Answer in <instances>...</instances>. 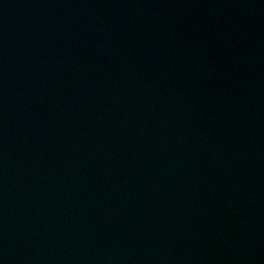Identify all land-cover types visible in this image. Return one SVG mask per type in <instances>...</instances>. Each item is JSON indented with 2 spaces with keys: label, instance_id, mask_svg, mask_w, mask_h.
<instances>
[{
  "label": "water",
  "instance_id": "1",
  "mask_svg": "<svg viewBox=\"0 0 264 264\" xmlns=\"http://www.w3.org/2000/svg\"><path fill=\"white\" fill-rule=\"evenodd\" d=\"M0 264H264V0H0Z\"/></svg>",
  "mask_w": 264,
  "mask_h": 264
}]
</instances>
